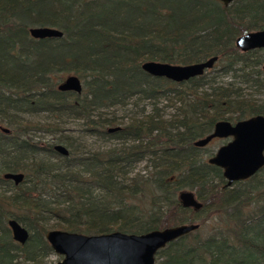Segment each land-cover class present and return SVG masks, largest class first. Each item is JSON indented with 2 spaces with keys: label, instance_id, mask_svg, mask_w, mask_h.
<instances>
[{
  "label": "trees",
  "instance_id": "obj_1",
  "mask_svg": "<svg viewBox=\"0 0 264 264\" xmlns=\"http://www.w3.org/2000/svg\"><path fill=\"white\" fill-rule=\"evenodd\" d=\"M33 25L62 35L33 38ZM262 25L264 0H0V125L8 129L0 126V264H29L51 252L44 212L57 228L84 233L142 232L200 217L203 225L158 249L153 264H264V165L242 179L247 186L239 192L223 186L221 168L192 144L219 118L264 115V102L234 97L227 86L200 90L205 71L172 81L140 68L145 59L186 63L213 54L221 70L260 64L264 47L240 51L234 37ZM68 70L82 80L80 93L56 88ZM167 93L182 102L170 118L152 111L107 131L114 119L101 107ZM39 109L82 118L92 132L131 143L82 152L63 134L57 142L68 153L60 154L28 134L38 124L21 113ZM145 155V174L127 175ZM4 171L24 175L14 184ZM184 188L204 201L198 210L175 197ZM209 204L216 210L207 216ZM11 217L31 229L22 244L11 237Z\"/></svg>",
  "mask_w": 264,
  "mask_h": 264
},
{
  "label": "water",
  "instance_id": "obj_2",
  "mask_svg": "<svg viewBox=\"0 0 264 264\" xmlns=\"http://www.w3.org/2000/svg\"><path fill=\"white\" fill-rule=\"evenodd\" d=\"M224 6L232 0H218ZM32 37L60 36L61 30L47 25H33L27 28ZM234 45L241 51L264 47V25L258 29L242 32L234 37ZM217 55L186 62L172 63L154 59L140 62V68L145 72L164 76L172 81H182L191 76L201 74L212 66ZM264 68V62L262 64ZM56 88L80 92L81 80L73 73L60 79ZM119 126L107 127V131L118 129ZM7 131L6 127L2 128ZM213 137H229L227 141L217 146L206 162L219 166L224 178L223 186L245 179L264 165V115L261 113L230 122L227 119L215 120L211 130L192 140L194 146H202ZM52 148L63 155L68 149L55 142ZM21 171H4L2 177L10 179L14 184L23 178ZM180 204L198 210L201 201L190 189H180L176 193ZM12 238L23 243L27 238V229L15 218L7 219ZM195 221L181 222L164 227L151 228L142 232H124L110 230L107 232L84 233L60 228L45 230L44 238L51 249L61 257L52 264H153L158 249L167 242L198 228Z\"/></svg>",
  "mask_w": 264,
  "mask_h": 264
},
{
  "label": "rangeland",
  "instance_id": "obj_3",
  "mask_svg": "<svg viewBox=\"0 0 264 264\" xmlns=\"http://www.w3.org/2000/svg\"><path fill=\"white\" fill-rule=\"evenodd\" d=\"M263 61L260 64H254V62H245L244 64H240L239 62L236 63L237 68L234 70H221V61L217 59L214 61L211 67L205 70V80L199 89L210 92L213 87L227 86V88L232 91L231 95L234 97L249 98L255 100L256 102H264V73L261 72V64ZM70 73L75 74L71 70L62 72L58 81ZM178 87L182 88L183 90L186 89L184 85H180ZM180 106H182L181 100L179 101L178 97H174V95L170 93L160 94L155 97H141L132 95L128 97L123 104L101 107L99 111L102 113V116L111 117L114 119L111 124L106 125L107 128L116 125L122 127L123 124L130 119L142 118L143 114L150 113L152 111H155L161 117L168 119L173 114L178 112V107ZM228 113L230 114L231 112ZM21 114L26 119L38 124L37 128H32L29 130L28 134L33 140L39 141L41 144L55 143L57 142V138L63 134L69 136L72 143L82 152L104 150L113 146H127L131 143L129 139L123 140L122 138L115 136H103L96 132H92L91 130L87 129V125L82 118L68 115L66 113H51L47 110L39 109L36 111L22 112ZM47 123L52 124V126L47 127ZM0 126L4 127L3 124ZM226 140V137H214L203 146H200L201 148L198 150V152L201 153L202 158L206 160V158L215 150V148ZM148 158L150 157L145 155L140 159L134 160L133 163L128 166L130 171H128L127 175H132L135 171L145 174V171H147L150 167V161ZM235 182L232 183L231 187L235 188L239 192H241L247 186V181L242 180L241 182ZM2 186L3 184L0 186V190L2 189ZM6 193L8 194V191H6ZM9 210L12 212L17 211V209L13 206H10ZM215 210L216 206L209 204L206 211L207 216L209 214H215ZM230 210H232V208H229V211ZM192 221L201 223V218L197 217ZM207 221L208 219L206 222ZM56 222L57 219L55 216L48 212L43 213V224L46 227L45 230L57 228ZM202 225L203 224L201 223L200 227ZM26 228L29 232L31 231V229L28 227ZM60 257V254H57L51 250V252H49L47 255L38 258L36 261H28L27 263L52 264L60 259Z\"/></svg>",
  "mask_w": 264,
  "mask_h": 264
},
{
  "label": "flooded vegetation",
  "instance_id": "obj_4",
  "mask_svg": "<svg viewBox=\"0 0 264 264\" xmlns=\"http://www.w3.org/2000/svg\"><path fill=\"white\" fill-rule=\"evenodd\" d=\"M217 1H218V0H217ZM219 2H220V1H219ZM231 2H232V1H231ZM220 3H221V2H220ZM262 26H263V25H262ZM259 28H260V27H259ZM257 29H258V28H257ZM251 30H253V29H251ZM247 31H248V30H247ZM239 34H240V33H239ZM237 35H238V34H237ZM255 48H259V47H255ZM251 49H252V48H251ZM247 50H249V49H247ZM240 51H241V50H240ZM217 58H218V56H217ZM217 58H216L215 60H217ZM263 62H264V61H263ZM213 63H214V62H213ZM262 64H263V63H262ZM262 64H261V68H262ZM212 65H213V64H212ZM263 69H264V68H263ZM205 70H206V69H205ZM205 70H204V71H205ZM70 91H72V90H70ZM245 117H246V116H245ZM242 118H243V117H242ZM219 119H227V118H219ZM238 119H240V118H238ZM217 120H218V119H217ZM228 120H229L230 122L235 121V119H228ZM236 120H237V119H236ZM212 126H213V125H212ZM213 138H214V137H213ZM220 138H223V137H220ZM226 138H227V140L229 139V137H226ZM211 139H212V138H211ZM211 139H210V140H211ZM210 140H209V141H210ZM227 140H226V141H227ZM224 142H225V141H224ZM224 142H223V143H224ZM219 145H220V144H219ZM219 145H218V146H219ZM202 146H203V145H202ZM213 152H214V151H213ZM213 152H212V153H213ZM212 153H211V154H212ZM262 166H263V165H262ZM218 167H219V166H218ZM234 182H235V181H234ZM232 183H233V182H232ZM232 183H231V184H232ZM231 184H230L229 186H231ZM226 187H227V186H226ZM27 238H28V235H27ZM27 238H26V239H27ZM26 239H25V241H26ZM25 241H24V242H25ZM16 242H17V241H16ZM24 242H23V243H24ZM18 243H19V242H18ZM19 244H22V243H19ZM51 250H52V249H51ZM52 251H53V250H52Z\"/></svg>",
  "mask_w": 264,
  "mask_h": 264
},
{
  "label": "bare ground",
  "instance_id": "obj_5",
  "mask_svg": "<svg viewBox=\"0 0 264 264\" xmlns=\"http://www.w3.org/2000/svg\"><path fill=\"white\" fill-rule=\"evenodd\" d=\"M61 35H62V31H61ZM60 35V36H61ZM47 37H53V36H47ZM56 37H59V36H56ZM33 38H38V37H33ZM43 38V37H42ZM81 80V79H80ZM82 87H83V84H82V80H81V90H82ZM81 90H80V92H81ZM80 92H76V93H80ZM6 132H8V129H7V131ZM68 156V155H67ZM20 183V182H19ZM236 183V182H235ZM201 202H204V201H202L201 200ZM202 204V203H201ZM202 209V208H201ZM197 213V212H196ZM7 226H8V224H7ZM24 226V225H23ZM25 227V226H24ZM8 228H9V226H8ZM26 228V227H25ZM27 229V228H26ZM9 230H10V228H9ZM27 232H28V235L30 234V232L28 231V229H27ZM10 234H11V231H10ZM11 237H12V235H11ZM29 237V236H28ZM13 239V238H12ZM14 241H16L15 239H13ZM27 240V239H26Z\"/></svg>",
  "mask_w": 264,
  "mask_h": 264
}]
</instances>
